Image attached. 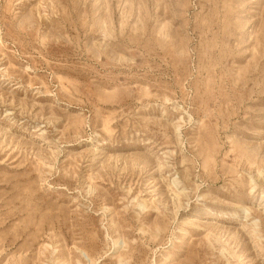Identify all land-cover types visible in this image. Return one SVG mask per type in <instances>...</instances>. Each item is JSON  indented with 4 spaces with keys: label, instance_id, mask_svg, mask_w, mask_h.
Segmentation results:
<instances>
[{
    "label": "rangeland",
    "instance_id": "374dc122",
    "mask_svg": "<svg viewBox=\"0 0 264 264\" xmlns=\"http://www.w3.org/2000/svg\"><path fill=\"white\" fill-rule=\"evenodd\" d=\"M0 264H264V0H0Z\"/></svg>",
    "mask_w": 264,
    "mask_h": 264
}]
</instances>
